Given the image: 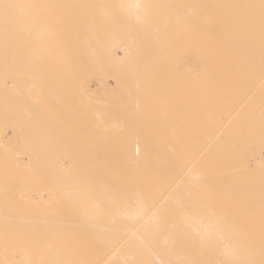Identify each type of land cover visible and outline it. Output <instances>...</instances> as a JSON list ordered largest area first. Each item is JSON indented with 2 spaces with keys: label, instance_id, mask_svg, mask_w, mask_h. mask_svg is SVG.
<instances>
[{
  "label": "bare ground",
  "instance_id": "6f19581e",
  "mask_svg": "<svg viewBox=\"0 0 264 264\" xmlns=\"http://www.w3.org/2000/svg\"><path fill=\"white\" fill-rule=\"evenodd\" d=\"M69 1L75 8L84 4V0ZM85 1L101 13L102 36L84 51L83 63L88 72L96 73V87H84L87 79L83 89L75 80L82 89H77L78 96L86 91L95 96L91 109L79 116L84 139H65L69 128L50 119L45 123L48 132L41 133L48 138L34 134L41 128L38 119L43 114L35 95L67 87L61 86L59 74L47 73L44 79L38 68L46 62L43 66L59 69L65 59L57 63L25 59L17 75L15 65L0 64V110H11L15 117L9 122V137L15 138L9 139L13 156L0 162L4 175L0 184L20 191L10 209L1 211L0 240L50 222L45 228L51 229L52 221H58L53 222L60 235L54 250L63 248L62 264H241L244 257L250 261L253 252L254 261L248 263L262 264L264 225L244 228V222L229 217L234 213H225L231 210L228 205L264 204V157L259 154L264 108L232 107L227 81L230 25L238 76L242 71L238 52L248 38L246 32L264 28V0ZM0 6L6 7L0 11V46L17 40L26 24L40 40L48 35L50 29L30 19L29 11H21L18 0H0ZM256 57L252 58L261 63ZM109 79L123 82L116 85L118 103L114 92L112 98L106 93L112 91ZM78 96L85 101L86 95ZM115 106L129 117L98 122L102 110L114 112ZM140 119V128L127 125ZM4 135L0 130V148L5 145ZM55 191L62 196L56 197ZM1 194L0 200L5 198ZM184 205L196 208L183 211ZM207 206L215 209L193 215ZM252 213L264 215L259 207ZM79 232L84 235L76 239Z\"/></svg>",
  "mask_w": 264,
  "mask_h": 264
},
{
  "label": "rangeland",
  "instance_id": "374dc122",
  "mask_svg": "<svg viewBox=\"0 0 264 264\" xmlns=\"http://www.w3.org/2000/svg\"><path fill=\"white\" fill-rule=\"evenodd\" d=\"M18 1L20 2L19 9L21 11H29L28 17L30 19H34V20L38 21L37 24H39V26L42 25V27H44L45 30L50 29V31H49L48 35L46 36V38L44 37L45 39L40 40L39 37L35 36L34 33H32V32L30 33V29H29L30 24H26V27L23 29V31H21L19 34H17V40L11 41L12 42L11 45L9 44V41H6L5 45L0 46V51H2L0 53L1 54L0 55V64L5 65L7 63V64L15 65L14 69L16 71L15 74L17 75L18 71L21 70V67H23V65H25L23 62V61H25V59L37 58L39 61L53 60V61H56V63L59 60L65 59L66 61L64 62V65L60 66L59 69L57 67H55L53 69H49L48 67L43 66V64L46 62H42L41 66H39L40 68L37 67L39 72H41V71L43 72L42 76L44 79H45V75L47 73H49L51 75H55V76L57 74H59V76L57 75L58 81H60L62 84H64L61 86L67 85V87H62V88L58 87L56 90L54 89L53 91L52 90L48 91V93L41 92V93H37L35 95V97H36L35 100H37V102L39 104V108L41 110H43V114L47 118H45L43 116V114H39V117L41 116V118L38 119V124L41 122V124H39L41 128L35 129L34 134L37 137L39 136L38 138H40V139L48 138L47 136L44 137V135L41 134L47 130V128H46V125H48L47 121L49 123L50 120L52 122L58 120L61 126L69 128L70 134L67 137H64L65 139H70V140L71 139H78V140L84 139V132L85 131H83V129H82V126H81L80 121H79V116L82 115L85 110L91 109V107H92L91 105H93L94 101H95V99H94L95 96L92 97V92L89 94H86V93H88L86 90H84L86 92H83L80 94H82L83 97L86 95L85 97H87V98H85V97L83 98L79 94V96L81 98L85 99V101L87 100L86 102L81 100L80 98L78 100V98H76V96H78L77 93L80 92V90H82L81 87L79 88L80 90L78 89L79 86L83 87V85H85L84 87L87 86V87L93 88V87H96L95 85H97L96 84L97 82H95L97 79L94 78L96 73H93V71H91L92 74L90 72H88L86 70V67L84 64L85 62L83 63V61L84 60L86 61V59H87V56L84 52L87 49V47H89L91 43L98 42L100 35L102 36V30H101L100 25H99L101 13H99L95 9L93 10V8H90L89 6H87L86 5L87 1H85V0L83 1L84 4H79L77 6V8H75V6H72L71 2L69 0H18ZM5 10H6L5 6L4 7L0 6L1 12L5 11ZM79 10H80V12H79ZM64 12H65V14H64ZM94 13H95V15H94ZM59 17H63L64 19L60 21ZM88 18L91 20H92V18H94V20L92 21L93 23L91 22V20H89L88 25H87V23L85 24V21ZM230 26L231 27L229 29V49H228V66H229L228 70H229V74H228V78H227L228 88H229L228 99H230L229 103H230V105H232V107H239V108L248 107L250 109H255V110L257 108H264V71H263V69H264V65H263L264 64V61H263V58H264V28H262L261 30L260 29L253 30L254 32L252 31L253 32L252 34L250 33L249 28L245 29V32H246V30L247 31L249 30L248 31L249 33L246 32V34H247L246 36H248V38L249 37L250 38L248 39L247 37H245V41L247 43L244 41V43L242 45V50L239 51L240 53L238 52L239 64L242 63V71L243 72L241 71L240 73H238V76H235V74H234L235 62L233 59L234 52L232 49L233 30H232V25H230ZM88 27H91L92 30ZM65 30H66V32H65ZM33 37H34V39H32ZM81 42L83 43V45ZM250 42H252L254 44V46ZM6 43H7V45H6ZM142 44L144 45L145 42ZM250 44H251V46H250ZM6 46H8V47H6ZM253 47H255L256 49ZM245 49L247 50V52L249 51L250 56L254 54L253 56H257L256 58L259 57L258 59L261 60V63L259 62V60H255V58H252L253 56L252 57L247 56V54L245 53V51H246ZM257 49H259V51ZM6 50L9 52H7ZM241 51H242V54H241ZM78 52H80V53H78ZM250 52H252V53H250ZM256 52H257V55H256ZM259 52H261V54H259ZM33 53H37L38 56H32ZM77 54L78 55L80 54V56H76ZM242 55H243V58L241 57ZM260 55L262 56V59L260 58L261 57ZM49 56H50V58H49ZM6 58H8V59H6ZM73 58H75L76 60ZM241 61H243V62H241ZM262 61H263V63H262ZM257 62L260 66L262 65V67L258 66ZM38 63H40V62H38ZM66 63H67V65H66L67 67L65 66ZM251 67H253V68H251ZM125 70L127 71L129 69H124L123 71H125ZM77 71L81 72V73H78ZM255 72H256V74H255ZM89 74L91 75V77L89 76ZM124 75H126V72H124ZM83 76H85L86 79L83 78ZM88 76H89V78H87ZM13 77H16V76L13 75ZM24 77H26V76H24ZM40 78H41V75H40ZM6 79L10 81V77H7ZM77 79H79V80H77ZM84 79H85V81H84ZM87 79H89L88 83H87ZM75 80L78 81L79 83L76 82ZM80 80H82V82ZM232 80H234V82H231ZM91 81H92V83H91ZM120 81H118V82L120 83ZM123 81H125V80H123ZM246 81H247V83H246ZM53 82H56L55 79ZM75 82L78 83L79 86L77 85V87H76ZM118 82H115V81L109 79L108 80V84H109L108 86H109V88L112 89V91L111 92L106 91V93H111L112 96L110 97V94H106L105 92H104V94L110 98L115 96L113 99L118 97V99L121 100V95L119 93L120 89H118V86L116 87V85H119V87H120L123 84V82L120 84ZM82 83H87L88 85L87 84L82 85ZM84 87H83V89H84ZM33 89L37 90V87H33ZM113 92L115 95L113 94ZM88 97H90V98H88ZM92 98H93V100H91ZM113 99H111V100L113 101ZM118 99H115V100H117V103H118ZM50 100H52V101H50ZM30 104H32V103H27L26 106L27 107L33 106V104L32 105H30ZM121 105H123V103H121ZM19 107H20V105H19ZM110 107H111V104H110ZM25 108H26L25 106L20 107L21 110H23ZM58 108H60V110ZM54 109L56 111L53 112V114L47 113V112L52 111ZM57 110H59V111H57ZM119 110H121V109L119 108ZM0 111H1L0 122L3 120L2 119L3 117L6 120L9 119L6 123H5L6 120L4 119L5 121L1 122L2 124H0V125H3V126H1L2 128L0 130H3V133L5 134L3 139H6L4 141V144H5L4 147L5 148L4 147L0 148V162L2 163L4 160L9 161L10 158L13 156V155H9V151L12 149V147H9V145H12V143L9 139H15V138L9 137V134L12 132V128L9 127V124L13 123L15 117L12 114L13 112H11V110H9V112L12 114V115L11 114L9 115L10 118L7 116L9 114L8 111H6L8 113L4 112L3 110H0ZM69 111H70V113H69ZM101 112H102L103 118L99 119L98 122H102V121H105V123L106 122L107 123L118 122V120H120V118L125 119L126 117H129V116H122L121 111H117V106H115L114 112L109 111L108 109L106 111L102 110ZM3 114H4V116H3ZM42 117H43V119H46V122H44L45 120H43ZM49 117H51V118H49ZM18 118L20 120H23V114H19ZM48 119H50V120H48ZM11 121H12V123H9ZM85 122L86 123L89 122V119H87V120L85 119ZM141 122H143V119H140L138 121H131L127 125L129 127H131V129H134V128L137 129V128H140ZM4 123H5V125H4ZM45 123H46V125H45ZM47 132L48 131H46L45 133H47ZM76 134H77V136H76ZM260 140H262V139H260ZM260 140H259V142H261ZM248 141H251V140L249 139ZM248 141H247V139H245V142H248ZM255 141H258V139H255ZM252 142H254V139H252ZM263 143H264V141L261 142V149L259 152V154L262 157H264V144ZM6 148H8V149H6ZM136 153H137V151H136ZM17 162H19V161H17ZM250 169H252V166L250 167ZM250 169H248L247 171L250 172L249 171ZM14 174H13L14 177H17L18 174H16V173H14ZM2 175H3V173H0V178H3ZM14 187L15 186H12V188H10V186H9V188H8L7 185L2 186L0 184V192H2V194L1 193L0 194L2 195V197H3V195L5 197L4 199L2 198L0 200V205L3 204V206H4V207L0 206V222H1L0 224H2L3 220H4V216L2 217L1 211L7 207H9L8 209H10L12 204H14L13 202H16V200L18 198L17 196H18V193L20 191L18 188H16V187L14 188ZM2 188H5L6 190L2 189ZM8 190H9V192H8ZM13 191H14V193H12ZM15 192H17V193L15 194ZM59 192L55 191L56 197L62 196V194ZM72 193H74V192H72ZM10 195H13V198H14L13 200L11 198L12 196H10ZM8 198H10V199H8ZM10 200L12 203H10ZM247 203H249V202L247 201L246 203H243L241 205H237L238 207H236L235 205L234 206L228 205L227 206L228 208H226V209L230 208L231 210L230 209H229L230 211L224 210L227 212L225 214H228V213L233 214L234 213V215H231L229 217L234 218V221L237 222L238 224H241V222H244V223H242L244 228H248L250 226L253 227L254 225H258L259 222H260V224L264 225V220H262V219H264V215L263 216L262 215H260V216L255 215L254 216V214L252 213L254 211L255 207L256 208L259 207V209L264 211V204L261 206L259 205L257 207L256 205H252V204H251V206H249V204H247ZM58 205H59V203L55 202L54 206L57 207ZM248 206L250 208H248ZM224 207H226V205L223 206V209H224ZM191 208L194 209L196 207L189 206V205H184L181 207V209L183 211L184 210H191ZM206 208L215 209L214 206H207L204 209H201L200 210L201 212H197L196 214H193V215L197 216V215H199V213H202V212L207 213L208 211ZM240 208H242V209H240ZM5 211H7V209H4L3 212H5ZM235 212L240 213L239 215L243 221H241V218L238 216V213L235 215ZM235 216L236 217L238 216V217L235 218ZM181 217H182V219H184V216H181ZM257 217H259V218H257ZM244 218H245V220H244ZM254 218L255 219L257 218L256 219L257 221ZM53 222L54 221H52L53 227H51V229L45 228V227H48L51 224V222L49 225H48V222H46V223L42 222V223H44V225H48V226L42 227L39 230H35V231H31V232H27V230H24V231H21L22 234H20L18 236H9L6 239L5 238L1 239L0 240V264H62L63 256H61V251L64 252V250H62L63 248H59V250H54V247L56 246V243H57L60 235H59L57 228L55 227V224H53ZM56 222L58 223V221H55L54 223H56ZM42 223H40V224H42ZM180 225L182 227L188 226L186 223H181ZM83 235H84L83 232H79L76 235L77 236L76 239L82 238ZM262 242L264 244V239L262 240ZM44 244L50 245V249L45 250ZM263 252H264V245H263ZM253 253H254V255L253 254L250 255V261H248L249 256H247L246 258L244 257L243 262L241 264H249L250 262L254 261L256 252H253ZM73 256H74V254H73ZM73 256H72V258H73ZM251 256H252V259H251ZM261 256H262L261 262L263 264L264 263V253ZM203 264H209V263H203Z\"/></svg>",
  "mask_w": 264,
  "mask_h": 264
}]
</instances>
